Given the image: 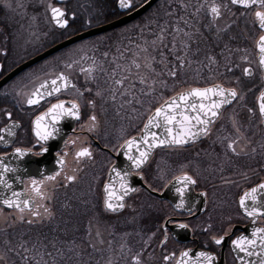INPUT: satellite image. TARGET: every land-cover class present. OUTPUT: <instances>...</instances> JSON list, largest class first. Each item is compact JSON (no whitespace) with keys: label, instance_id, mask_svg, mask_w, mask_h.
I'll list each match as a JSON object with an SVG mask.
<instances>
[{"label":"flooded vegetation","instance_id":"af4514ba","mask_svg":"<svg viewBox=\"0 0 264 264\" xmlns=\"http://www.w3.org/2000/svg\"><path fill=\"white\" fill-rule=\"evenodd\" d=\"M145 1L133 0L132 9H123L119 6V0H0V128L11 124L6 117V111L12 112L13 120L21 125L14 129L16 133L14 138L8 137L7 133H2L6 139L12 140V143L7 146L0 143V155L12 153L16 147H32L35 137L31 131V121L39 112L45 110L48 103L55 102L56 99H78L82 106L81 120L62 121L61 137L50 140L47 145L54 156H57V153L61 155L64 152L68 153L67 163L61 175L55 181L45 185V191L50 199L44 201V204L51 215L44 214L43 208H40L42 215L39 219L25 212V220L19 221L16 219L17 214L14 210L0 206L2 213H7L8 219L16 221L23 227L17 229L15 234L18 240L13 241L11 245L9 240L12 236L6 233V242L9 246L4 249L5 260L0 261V264H34L31 260L34 253H24L19 247L21 243L30 249L35 246L41 255L51 252V256L43 255V260L47 264H104L109 260L112 264H132L131 257L138 252H143L144 264H164L163 254L176 251L179 255L180 250L187 248L196 251H212L216 254L217 260L222 259L224 264H236L231 240L243 233V228L251 222L239 209V197L248 188L264 181V135L256 134L254 127H261L263 132L264 128L260 123L258 111L255 116L248 112L249 108H257L256 98L264 89L260 69L262 86L258 93L254 95L251 88L246 87L244 99L234 101L223 110L221 119L212 126L208 136L201 137L183 147L156 149L145 166L142 183L147 189H149L148 185H151L156 189L155 192L161 193L166 188L164 185L167 180L181 171L174 172L177 164L190 159V156L197 159L196 165L191 169H182L197 180V185L192 188V193L189 195L190 201L196 199L200 201L196 216L189 217L186 213L181 216V219H186L190 224L188 230H179L168 225L171 238L166 248H162L159 244V240L162 239L159 233L147 245L145 241L164 222V216L172 212L173 203L169 199L159 198L144 187L137 186L136 188L140 191L125 198L126 207L123 210L109 212L104 208L102 193L107 171L117 152L113 149L122 143L123 139L136 134L149 112L165 97L181 90L167 91L160 102L153 104L152 90L148 91L137 81L135 87L130 89V93L121 95L120 93L129 87L125 83L124 87L116 93V99L113 100L111 98L113 84L111 81L108 83L106 81V78L110 79L115 64L123 65L121 58L128 59L131 46L127 43L135 44L139 41L151 43L155 36V5L159 1L123 25L65 45L16 72L10 78L6 77L10 71L34 55L75 34L131 13ZM186 2L191 6L199 3L197 0ZM49 3L66 11V18L69 21L67 28H59L51 21L47 7ZM6 4H11V8L5 7ZM191 6L187 9H192ZM232 7L239 11H246L237 6L232 5ZM252 10L255 11V9ZM202 17L198 16L195 19V16L194 21L202 22ZM94 18H98L99 23L91 25ZM205 21L207 22V18ZM162 27L168 29L166 43H164L168 45L169 23L167 20ZM122 29L128 30L125 33L119 32ZM105 35L108 36L94 41V38ZM28 47H35L36 50L27 52ZM147 47L150 48V45ZM105 53L107 56L104 55ZM70 59L80 61L69 75L76 87L84 93L82 97H78L74 89H69L38 107L30 108L24 103L23 97L17 95L18 92H25L23 88L30 71L35 70L36 78L43 79L46 72L65 70L63 64ZM93 60L95 61L93 77L86 79V75L80 72V68L91 67ZM124 74L127 75V73ZM151 82L152 79L149 78L146 85ZM32 87L33 85L29 91ZM97 92L101 95L97 96ZM88 101H94L95 108H92ZM139 111H142V116ZM92 114L97 116L98 126L95 131L89 132L86 125L88 116ZM233 116L238 121L242 133V139L237 148V151L243 149L240 155L227 150L226 142H221L224 136L233 138L236 136L231 122ZM258 122L260 126L257 125ZM122 127L131 128V131L114 147L111 141L107 140V135L113 140L116 130ZM70 139L77 141L75 147L71 144L65 147L64 141ZM82 146L91 147L94 158L77 163L74 152ZM33 151H39V148ZM66 175H75L77 178L74 182H69L65 179ZM28 179L23 178L25 183ZM14 184L18 190L24 187V184L20 186V182H14ZM91 190L98 191V196L94 195V198ZM4 191L6 190L3 189ZM58 191L63 192L57 193ZM200 192L207 193L206 207L205 198L198 196ZM10 194L6 191L5 195ZM99 194L101 200L97 198ZM173 195L176 194L173 193ZM175 200L173 198V201ZM37 203L40 202L37 201ZM228 217H231V224L234 225L230 235L221 246L209 243L211 235L223 234V230L228 226ZM29 219H32L33 223L29 224L27 222ZM208 224H211L212 228L206 233L201 229ZM197 225L200 227L197 228ZM257 225L264 227V218L258 219ZM121 245H124L123 253L120 251ZM128 249H131L130 253ZM17 252L20 255H17ZM25 256L29 259L25 260ZM36 259L40 257L37 256Z\"/></svg>","mask_w":264,"mask_h":264},{"label":"snow or ice","instance_id":"6c2138e0","mask_svg":"<svg viewBox=\"0 0 264 264\" xmlns=\"http://www.w3.org/2000/svg\"><path fill=\"white\" fill-rule=\"evenodd\" d=\"M229 3L233 6H237L246 11L242 12L241 15H248L247 10L255 9L251 13L254 17L255 25L264 33V0H229ZM119 6L124 9H132L134 7L133 0H119ZM5 7L11 8V4H6ZM23 7V5H18ZM48 11L50 12L51 21L59 28H67L69 21L66 18V11L60 7L53 6L51 3L48 4ZM182 7L187 8V4H183ZM228 4L217 3V0H202L195 7L194 16H198L202 11L210 18V23L207 25L211 27L221 19L222 9H227ZM75 14L73 13V17ZM34 19V18H33ZM183 20V18H181ZM185 26L191 28L192 25L188 20H183ZM221 31L220 29H217ZM223 30H227L226 28ZM168 29L165 27L160 28L159 34L154 40L151 41L153 48L157 45H164L166 39V33ZM176 35L172 36L171 49L174 54L175 64L168 67L167 75L171 78H178L180 75V69H183L185 65H191L192 61L187 60V51L184 56L176 55L177 51V39L180 36L191 38L192 33L184 31L177 26L173 29ZM147 43V42H146ZM179 43L181 47L187 50L190 45L184 40L180 39ZM137 53L133 54L131 62L126 65L116 63L111 74L110 79L112 80L113 87L111 88V98L116 99V93L120 88H123L126 81L129 80L130 76L133 75V69H135V77L138 79L140 84H145L148 80L147 75L141 74V69L147 70L148 73H156V69L153 66L156 61V57L153 56L148 47H141L137 44ZM256 48L258 50V66L262 73H264V34H261L256 41ZM107 56V53L104 54ZM159 63L166 64L167 57L163 52L160 53ZM83 59V57H82ZM115 59V58H114ZM210 63H215L213 57H208ZM241 62L248 64L249 66L243 67V77L251 78L254 76V70L250 66L251 62L247 56L241 57ZM80 63L79 60L70 59L68 62L63 64L65 70L46 72L44 78H37L34 82L33 87L28 92H18V96H22L24 103L30 107H38L43 102L50 100L53 97H58L59 94L67 92L69 89H74L78 97L84 95L76 85L72 82L69 72L75 65ZM240 67L239 64L236 65ZM229 68L228 71H232ZM95 71V61L93 65L88 68L81 67L80 72L84 73L87 78H92ZM119 73V78L117 75ZM124 73H127L125 75ZM160 75V73H156ZM264 78V77H262ZM156 83L155 80L152 82ZM161 83H165L161 81ZM236 83L239 84L240 80L237 78ZM165 86L166 83H165ZM135 84H129L128 88L121 92V95L130 93V89L134 88ZM91 91V89H86ZM150 94V93H146ZM97 96L101 95L100 92L96 93ZM243 100L244 95L237 87H225L221 83H213L210 86H194L183 89L176 92L175 95L168 97L155 106L147 117L146 122L143 124V128L140 130V135L131 136L123 139V142L118 144L113 151H118V154H122L127 160V164L124 168H119L117 165L112 164L109 167L110 180L104 183V208L109 212H117L123 210L126 207L125 198L130 196L132 193H137L140 189L132 186L130 177L135 174L144 179L142 175L145 166L149 163L153 152L160 148L170 147H183L190 142H195L201 137H206L210 134L212 126L221 119L223 110L226 106H230L234 101ZM257 108H249L248 112L255 116L258 111L260 123L264 124V90H261L256 98ZM88 104L95 108L94 101H88ZM81 104L78 99H56L55 102L48 103L45 110L39 112L38 115L31 121V131L35 137V143L31 148L16 147L12 153H5L0 155V186L3 187L10 195H5L4 192H0V204L5 208L14 210L17 214L16 219L19 221L25 220V212L30 213L34 218L39 219L41 217L40 208H43V213L50 216L49 209L45 206L44 201L50 199L48 193L45 191V185L47 181H55L66 166L68 156L67 152L63 155L57 153L56 163L59 165V170L51 175H45L43 172L38 174L42 177L37 179L34 176L29 177L28 182L22 179L21 176L15 175L19 171L27 172L26 168L20 169L19 167H11L5 163V158L8 155H12L18 160L29 155L43 156L49 151L47 147L50 140H56L62 135L61 122L67 119L74 121H80L82 118ZM6 117L11 124L5 125L0 128V143L5 146L12 143V140L6 139L2 133H7L8 137L14 138L16 133L14 129L19 128L21 125L18 121L13 120L12 112L6 111ZM232 126L235 129V138L231 136H224L221 138V142H226L227 150L231 151L235 155H240L243 149L237 151L239 143L242 139V133L238 126V121L233 116L231 118ZM98 126L97 116L95 114L88 116V123L86 125L89 132L96 130ZM84 127V126H82ZM153 129H163V134H159ZM73 131H75L73 129ZM77 141L75 139L65 140L64 145L67 147L71 144L75 147ZM39 148V151L34 152L33 149ZM254 151V150H253ZM94 158L91 147H80L74 152V159L77 163L81 160L87 159L92 160ZM75 171V170H73ZM12 173L15 176V180L24 184V187L20 191L13 189V183L8 179V174ZM75 175H66L65 179L69 182L76 180ZM164 179V177H161ZM197 185V180L190 175L187 171L181 170L179 174L173 175L170 180H167L165 187L171 186L174 189L177 201L172 204V212L164 216V222L157 228L156 231L152 232L148 240L145 241L147 245L153 238L159 233L162 239L159 240V244L162 248H166L170 240V232L168 225H171L175 229L188 230L190 224L186 219H181V216L186 213L189 217L196 216L197 205L200 203L198 199L189 200V193L191 189ZM151 191H156L151 185H148ZM198 196L205 198V207L207 206L206 192L198 193ZM37 201L40 203L38 204ZM239 209L243 215L248 217L252 224V231L248 235H237L235 239L231 240L232 251L237 253L236 259L240 264H264V227H257V221L260 218H264V181L256 184L253 187L248 188L243 192L238 200ZM195 209V210H194ZM2 214V210H0ZM29 224L33 223L32 219L27 221ZM227 228L223 230L221 235H211L209 237V243L216 246H221L226 237L232 232L234 225L231 224V217L227 218ZM197 228L200 226L197 225ZM212 228L211 224L207 227L202 228L204 232H209ZM99 235V233H97ZM23 249L24 253H34L31 260L34 264H47L43 260V255L51 256V252H45L43 255L39 250L33 246V248L25 247L24 243L19 245ZM94 247V246H93ZM11 250V249H9ZM120 251L123 253L124 245H121ZM131 252V249H128ZM243 255H240V254ZM17 255H20L17 252ZM39 256L40 259H36ZM143 252H138L132 255V264H144ZM256 257V259H247ZM25 260L29 257L25 256ZM164 264H216L217 256L212 251L201 250L193 254L191 248L182 249L177 255L176 251L166 252L162 255ZM108 264H112L111 260Z\"/></svg>","mask_w":264,"mask_h":264},{"label":"rangeland","instance_id":"374dc122","mask_svg":"<svg viewBox=\"0 0 264 264\" xmlns=\"http://www.w3.org/2000/svg\"><path fill=\"white\" fill-rule=\"evenodd\" d=\"M173 0H159V2L155 5V8L158 10L157 12L167 14L166 16H176L179 12L174 11L172 7L170 6V3ZM202 2V0H197ZM217 3L221 4H228L227 9H222V17L219 19L215 25L208 27L210 23V18L202 11L198 16H203L202 17V23L200 28H203L202 30H205V33L211 37V40L215 41L217 44H221L223 46V49H220L218 52H215L212 54L205 51L203 53L204 55H195L194 57L190 58L186 56L187 60H191L192 63L191 65H185L183 69H180V75L178 78H171L167 75V70L168 67L172 66V63L175 62L174 59V54L171 49V40L172 36L176 35L173 32H169L168 35V45L164 47L161 45H157V47L154 49L153 46H151L150 41L144 42V41H139L136 42L135 44L132 43H127L128 46L130 47V51L128 59H122L121 58V63L123 65L129 64L131 62V59L133 58V54L138 52V49L136 48V45L139 44L141 47H147L150 45L149 52L151 49V54L156 57V61L154 62V67L156 69V73H160V75H156V73H148L147 70L141 69V74L147 75L149 78L156 81L155 84L152 82L149 85L143 84L144 87L148 89V91L152 90V95H153V104L160 102L162 98L165 97L166 92H172L178 89H181L189 84H200V83H207V82H221L227 86H233L237 87L239 91L244 95L245 88L250 87L252 90V93L256 95L258 91L260 90V87L262 86V83L260 81V76H259V67L256 63L255 59V40L257 36L259 35V31L256 28V25L254 23V17L251 13L254 12V10H248L249 14L248 15H241L242 12L244 11H239L237 8L232 7V5L228 2V0H217ZM198 5V3L195 4V7ZM187 9V8H186ZM180 11L181 14H184L187 12V10ZM183 12V13H182ZM158 16V14L155 15V18ZM196 16L195 19L198 18ZM205 18H207V22L205 21ZM98 18H94L93 22H91V25L97 22ZM163 22L157 23L155 22V36L152 40L156 38V36L160 32V28L162 27ZM227 30H223V29ZM196 29V28H195ZM217 29H220L221 31H218ZM128 29H122L119 32H127ZM201 30H199L196 34L199 35V39L202 38V35L199 33ZM157 34V35H156ZM194 34V33H193ZM105 36H99L94 38V41H98L99 39H103ZM180 39L186 40V37L180 36L177 39V51L176 55H181V53H185V49H183L179 43ZM203 41L207 40L206 38H202ZM166 43V39L164 41ZM90 44V43H89ZM213 44V43H212ZM81 45V44H80ZM211 47V46H210ZM209 47V48H210ZM207 48V47H206ZM29 51L27 52H34L35 47H28ZM41 49V48H40ZM163 52L164 55L167 57L166 64H161L159 63L161 57L160 53ZM184 56V55H183ZM213 57L215 59V63H210L208 57ZM242 56H247L249 61L251 62L250 66L254 70V76L251 78L243 77L242 75V69L243 67L247 66L248 64L242 63L241 62V57ZM226 60H230V62H235L231 65H224V63H227ZM239 64L240 67L237 68L236 65ZM229 68H232L233 70L230 72L228 71ZM135 69H133V75L130 76L129 80L126 81V86H129V84H135V82L138 81V79L135 77ZM36 71L32 70L29 72L27 76V83L25 87L23 88L25 92H28L30 87L34 84V82L37 81V78L35 76ZM148 78V80H149ZM239 78L240 83L237 84L236 80ZM147 80V81H148ZM107 83L109 81L112 82L111 79L106 78ZM161 81L165 82L167 86H165V83H161ZM136 85V84H135ZM22 98V96H20ZM239 101V99L237 100ZM148 109V108H147ZM139 113L142 116V111H139ZM146 115V113H145ZM259 122H258V124ZM256 129V134L259 135H264L263 129L261 127H254ZM135 129V128H134ZM117 133L113 140L107 135V140L109 139L113 146L115 147L116 144L125 136H127L131 128H118ZM112 146V145H111ZM196 158L190 156V159H187L185 162L179 163L176 165L174 168V172H177L179 170H182L184 168H190L194 165H196ZM173 169V168H172ZM173 172V173H174ZM171 173V174H173ZM170 174V175H171ZM51 183V182H50ZM62 193L63 191H58L57 193ZM91 195L95 198L94 195L98 196V191L97 192H92L91 190ZM98 199L101 200V196L99 194ZM21 225L17 223L14 220H10L7 218V213L4 212L0 214V261L5 260V247H8L9 245L6 242V233L11 237L9 240L10 245L12 242L17 241V237L15 232L17 229H21ZM231 261V259H230ZM104 264H108V261H106ZM232 264V263H230Z\"/></svg>","mask_w":264,"mask_h":264},{"label":"water","instance_id":"95a60500","mask_svg":"<svg viewBox=\"0 0 264 264\" xmlns=\"http://www.w3.org/2000/svg\"><path fill=\"white\" fill-rule=\"evenodd\" d=\"M158 0H146L140 7H138L136 10L132 11L131 13H127L119 18H116L110 22H107L105 24H102V25H99V26H96V27H93V28H90L88 30H85V31H82L78 34H75L63 41H60L58 43H56L55 45L45 49L44 51L34 55L33 57L29 58L28 60L24 61L23 63H21L18 67H16L15 69H13L12 71H10V73L8 74L7 79L10 78L12 75H14L16 72L26 68L27 66L33 64L34 62L40 60L41 58L55 52L56 50L62 48L63 46L65 45H68L72 42H75V41H78V40H81V39H84V38H87V37H91V36H94V35H97V34H100V33H104V32H107L111 29H114L120 25H123L124 23L128 22V21H131L132 19H134L135 17L139 16L140 14H142L145 10H147L149 7H151L152 5H154ZM124 9V8H123ZM259 29V28H258ZM260 30V29H259ZM261 34H264L261 32ZM260 34V35H261ZM259 35V36H260ZM258 36V38H259ZM258 38L256 39V41L258 40ZM255 50H256V61H257V65H258V50L256 48V42H255ZM247 67V66H246ZM259 67V66H258ZM261 75L262 77H264V73L261 72ZM264 80V78H263ZM215 83H218V82H215ZM213 84V83H212ZM212 84H208V85H205V86H210ZM189 87H194V86H189ZM200 87H204V86H200ZM226 87V86H225ZM188 88V87H187ZM186 89V88H184ZM183 90V89H182ZM264 90V89H263ZM181 91V90H180ZM179 92V91H178ZM172 95H175L172 94ZM170 95V96H172ZM169 96V97H170ZM167 99V98H166ZM163 102V101H162ZM161 102V103H162ZM227 107V106H226ZM225 107V108H226ZM224 108V109H225ZM150 114V113H149ZM148 114V115H149ZM148 117V116H147ZM147 117L144 121V123L146 122L147 120ZM143 123V124H144ZM263 128H264V124H262ZM143 128V125L141 127V129ZM140 129V130H141ZM140 130L138 133L134 134L133 136H138L140 135ZM153 131H156L158 132L159 134H163V129H153ZM190 143H193V142H190ZM189 143V144H190ZM188 145V144H187ZM56 155L54 156L53 154H51L50 152V149L47 153H45L43 156L41 157H33L31 155L23 158V160H18L17 158H15L14 156L10 155V156H7L5 158V163L8 164L9 166L11 167H19L20 169H24L26 168L28 171L25 173L23 171H19L17 172L15 175H19L23 178H29L31 176H34L36 177L37 179H41L42 177L38 174L39 172H43L45 175H51L53 173H55L56 171L59 170V165L56 163ZM127 160L125 159V157L122 155V154H118V151L116 152V154L114 155V161L112 164H115L117 165L119 168H124L125 165L127 164ZM111 164V165H112ZM110 165V166H111ZM8 179L10 180V182L13 183V189L16 190V191H20L16 188L14 182H18L15 180V176L12 174V173H9L8 174ZM130 182L132 184V186L134 187H137V186H142L144 187L145 189H147L145 187V185L142 183V180L140 179L139 176L133 174L130 178ZM110 180V176H109V169L107 171V177H106V180L104 183L108 182ZM50 182H53V181H47V183H50ZM20 186L22 187L23 185L20 183ZM104 186V184H103ZM20 187V188H21ZM150 193H153L155 194L157 197L159 198H167L170 200L171 203H175V201L178 199V197L176 195H173L174 192V189L169 186V187H166L161 193H157V192H152L151 190L147 189ZM0 192H3V187L0 186ZM102 193H103V197H104V191H103V187H102ZM190 193H192V189L190 191ZM189 193V195H190ZM4 194H6V191H4ZM173 198H175L176 200L173 201ZM190 198V197H189ZM0 206H3L2 204H0ZM4 207V206H3ZM257 227H263V226H259V225H256ZM252 231V224L251 222L246 225L244 228H243V233H241L240 235H248L250 234ZM193 250V249H192ZM197 252L196 250H193V254ZM233 252V251H232ZM233 255L236 259V256H237V253L233 252ZM240 255H243L242 253ZM247 259H256V257H251V258H247ZM216 264H224L223 263V260L220 259V260H217L216 261ZM236 264H240V262L236 259Z\"/></svg>","mask_w":264,"mask_h":264},{"label":"trees","instance_id":"16d2710c","mask_svg":"<svg viewBox=\"0 0 264 264\" xmlns=\"http://www.w3.org/2000/svg\"><path fill=\"white\" fill-rule=\"evenodd\" d=\"M187 1V0H186ZM185 0H173L170 3V6L172 7V9H174V11L179 12L176 16H166L167 14L160 13L157 12L158 10L156 9L155 11V15L158 14V16L155 18V22L160 23V22H165L166 20L169 23V32H173V29L177 26V22H179V27H181L184 31H188L190 33H192L191 38L189 39L188 37H186V41L189 43L190 47L185 50L187 51V57H194L195 55H204L203 53H205V51L209 52L212 54L215 52H218L220 49H223V46L221 44H217L215 43V41L211 40V37L209 35H207L205 33V30L203 31V28H200L201 25H203L202 22H195L194 21V15L193 13L195 12V6H191L192 9H187V12L184 14H181L180 11H184L186 8L182 7L183 4H186ZM188 8V7H187ZM183 13V12H182ZM183 18V20H188L189 23L192 25L191 28L187 27L184 25L183 20L181 19ZM196 23V24H195ZM196 28V29H195ZM201 30L199 33L202 35V38H206L207 40L203 41L202 38L199 39L198 37H200L199 35H197L196 33ZM194 33V34H193ZM213 43V44H212ZM211 46V47H210ZM207 47V48H206ZM210 47V48H209ZM182 56L184 55V53H181ZM227 63H224V65H231L233 62H230V60H226ZM176 62H173L172 65H174Z\"/></svg>","mask_w":264,"mask_h":264}]
</instances>
